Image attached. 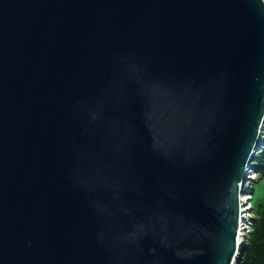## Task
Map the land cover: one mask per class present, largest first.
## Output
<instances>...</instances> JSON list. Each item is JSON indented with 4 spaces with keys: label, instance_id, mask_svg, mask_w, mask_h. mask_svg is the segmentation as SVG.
I'll list each match as a JSON object with an SVG mask.
<instances>
[{
    "label": "water",
    "instance_id": "95a60500",
    "mask_svg": "<svg viewBox=\"0 0 264 264\" xmlns=\"http://www.w3.org/2000/svg\"><path fill=\"white\" fill-rule=\"evenodd\" d=\"M264 133V0H0V264H240Z\"/></svg>",
    "mask_w": 264,
    "mask_h": 264
},
{
    "label": "trees",
    "instance_id": "16d2710c",
    "mask_svg": "<svg viewBox=\"0 0 264 264\" xmlns=\"http://www.w3.org/2000/svg\"><path fill=\"white\" fill-rule=\"evenodd\" d=\"M253 165V172L264 179V133ZM259 211L258 216L251 220V233L240 264H264V205Z\"/></svg>",
    "mask_w": 264,
    "mask_h": 264
},
{
    "label": "rangeland",
    "instance_id": "374dc122",
    "mask_svg": "<svg viewBox=\"0 0 264 264\" xmlns=\"http://www.w3.org/2000/svg\"><path fill=\"white\" fill-rule=\"evenodd\" d=\"M245 202L244 210L247 217L246 223V241L248 244L249 235L251 233V220L258 216L260 208L264 205V179L260 178L257 174L252 173L248 184L245 185ZM250 192V193H249ZM253 197V199L251 198ZM263 197L262 199H258Z\"/></svg>",
    "mask_w": 264,
    "mask_h": 264
},
{
    "label": "bare ground",
    "instance_id": "6f19581e",
    "mask_svg": "<svg viewBox=\"0 0 264 264\" xmlns=\"http://www.w3.org/2000/svg\"><path fill=\"white\" fill-rule=\"evenodd\" d=\"M243 199H245V197H242V199H241L242 202H244ZM242 212H243L242 218H247L246 214L244 213L245 212L244 206L242 207ZM241 227L242 228L240 229V237H239V241H238L239 243H242L245 241L246 232H247V229H245L246 228V221L243 219H242V226Z\"/></svg>",
    "mask_w": 264,
    "mask_h": 264
}]
</instances>
